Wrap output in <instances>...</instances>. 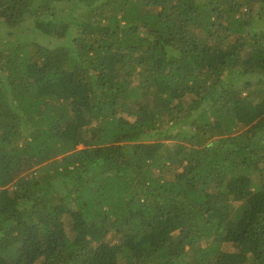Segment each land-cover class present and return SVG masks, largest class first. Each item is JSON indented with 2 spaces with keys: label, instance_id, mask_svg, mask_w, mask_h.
Listing matches in <instances>:
<instances>
[{
  "label": "trees",
  "instance_id": "trees-1",
  "mask_svg": "<svg viewBox=\"0 0 264 264\" xmlns=\"http://www.w3.org/2000/svg\"><path fill=\"white\" fill-rule=\"evenodd\" d=\"M32 17L0 35V264H264V0H0Z\"/></svg>",
  "mask_w": 264,
  "mask_h": 264
},
{
  "label": "rangeland",
  "instance_id": "rangeland-1",
  "mask_svg": "<svg viewBox=\"0 0 264 264\" xmlns=\"http://www.w3.org/2000/svg\"><path fill=\"white\" fill-rule=\"evenodd\" d=\"M64 5L62 4H59L58 8H62ZM34 22V18L32 17L31 21L28 23V22H22L18 25H15V26H10V25H6V24H2L0 25V35L1 36H4L6 37L7 35L8 36H11L10 39L13 41V42H17L20 37H23L24 36V32H26L28 29H29V26L32 25ZM41 43H48L46 40L44 41H41ZM176 170H181V168H178ZM174 170V171H176ZM230 247V246H228ZM227 246H225L224 250L225 249H229ZM231 248V247H230Z\"/></svg>",
  "mask_w": 264,
  "mask_h": 264
}]
</instances>
